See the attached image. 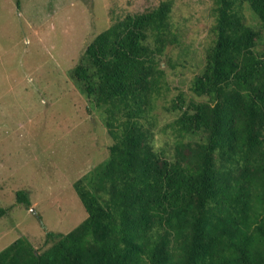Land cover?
Instances as JSON below:
<instances>
[{
  "label": "trees",
  "instance_id": "16d2710c",
  "mask_svg": "<svg viewBox=\"0 0 264 264\" xmlns=\"http://www.w3.org/2000/svg\"><path fill=\"white\" fill-rule=\"evenodd\" d=\"M242 2L264 28V0H213L214 37L190 81L206 98L171 101L180 109L171 157L152 148L139 120L157 90L171 1L93 35L70 73L103 105L113 140L72 182L86 215L65 232L46 230L40 250L14 238L0 264H264V53L253 50ZM194 132L201 137L182 140ZM14 195L29 204L24 189Z\"/></svg>",
  "mask_w": 264,
  "mask_h": 264
},
{
  "label": "rangeland",
  "instance_id": "374dc122",
  "mask_svg": "<svg viewBox=\"0 0 264 264\" xmlns=\"http://www.w3.org/2000/svg\"><path fill=\"white\" fill-rule=\"evenodd\" d=\"M160 0H0V249L23 236L37 250L45 231L65 232L86 211L72 182L106 157L112 137L103 105H95L71 76L85 44L125 12ZM169 37L158 56L157 90L139 117L152 148L171 157L178 138L169 125L180 109L169 105L190 89L214 35L213 0H170ZM264 53V28L245 2L239 8ZM177 101V100H176ZM182 106V107H183ZM198 132L182 140L199 139ZM24 189L25 205L15 201Z\"/></svg>",
  "mask_w": 264,
  "mask_h": 264
}]
</instances>
